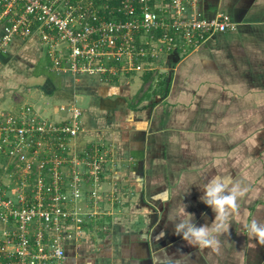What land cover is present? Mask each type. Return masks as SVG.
I'll list each match as a JSON object with an SVG mask.
<instances>
[{
	"label": "crops",
	"instance_id": "obj_1",
	"mask_svg": "<svg viewBox=\"0 0 264 264\" xmlns=\"http://www.w3.org/2000/svg\"><path fill=\"white\" fill-rule=\"evenodd\" d=\"M219 12L237 23L235 30L187 54H167L160 72L111 82L52 70L37 35L0 53L1 63L11 51L47 58L50 71L39 75L45 92L34 96L50 102L31 104L56 121L66 116L60 106H78L77 153L100 147L105 154L97 181L88 175L83 185L84 193L98 190L102 213L65 239L61 264H264V246L245 230L253 218L264 221V0H198L200 16ZM216 174L248 188L219 253L189 246L170 222L186 206L197 226L212 224L215 213L200 197Z\"/></svg>",
	"mask_w": 264,
	"mask_h": 264
},
{
	"label": "built area",
	"instance_id": "obj_2",
	"mask_svg": "<svg viewBox=\"0 0 264 264\" xmlns=\"http://www.w3.org/2000/svg\"><path fill=\"white\" fill-rule=\"evenodd\" d=\"M198 0H0V53L37 35L52 70L111 82L161 71L171 52L187 54L237 23L224 12L197 13ZM60 121L29 102L0 111V264H61L63 242L102 212L94 182L105 154L77 153L82 111L60 106ZM117 202L118 198L115 199ZM88 209L82 213L78 205Z\"/></svg>",
	"mask_w": 264,
	"mask_h": 264
},
{
	"label": "clouds",
	"instance_id": "obj_3",
	"mask_svg": "<svg viewBox=\"0 0 264 264\" xmlns=\"http://www.w3.org/2000/svg\"><path fill=\"white\" fill-rule=\"evenodd\" d=\"M201 201L215 213V219L210 226L194 223V215L185 212L178 217H172L170 222L174 223V234L195 248H211L219 253L221 250L220 236L229 233L230 221L233 214L238 213L239 201L248 193L247 187L234 183L230 175H212L204 182ZM248 239L255 240L264 246V221L253 218L245 226ZM163 233L161 238H163Z\"/></svg>",
	"mask_w": 264,
	"mask_h": 264
},
{
	"label": "rangeland",
	"instance_id": "obj_4",
	"mask_svg": "<svg viewBox=\"0 0 264 264\" xmlns=\"http://www.w3.org/2000/svg\"><path fill=\"white\" fill-rule=\"evenodd\" d=\"M8 53L5 61H2L3 63L0 61V110L7 108L11 104L12 107L16 106L19 100L35 104L34 106L43 103L42 107H44V103L50 102V100H37V95L34 96V94L45 92H43L42 86L45 81L44 79L41 80L39 75L42 70L45 71L43 74L45 77L47 76L45 74L49 73V68L45 67V64H48V59H43L38 54L37 58H35L34 52H27L26 50ZM63 77V84H69L68 76L65 74ZM48 104L51 105V103ZM78 209L81 212L79 207Z\"/></svg>",
	"mask_w": 264,
	"mask_h": 264
},
{
	"label": "trees",
	"instance_id": "obj_5",
	"mask_svg": "<svg viewBox=\"0 0 264 264\" xmlns=\"http://www.w3.org/2000/svg\"><path fill=\"white\" fill-rule=\"evenodd\" d=\"M144 78H145L146 80H148V79H149V75H148V74H145V75H144ZM163 83H164V81L161 80V81H160V84H161L160 88H162V90L164 89Z\"/></svg>",
	"mask_w": 264,
	"mask_h": 264
}]
</instances>
